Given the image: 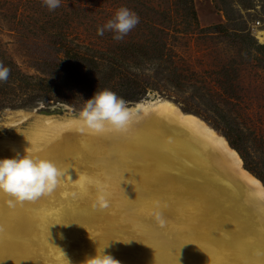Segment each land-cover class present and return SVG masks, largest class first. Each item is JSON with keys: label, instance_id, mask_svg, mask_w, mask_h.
Here are the masks:
<instances>
[{"label": "bare ground", "instance_id": "bare-ground-1", "mask_svg": "<svg viewBox=\"0 0 264 264\" xmlns=\"http://www.w3.org/2000/svg\"><path fill=\"white\" fill-rule=\"evenodd\" d=\"M256 36L264 42V30ZM130 108L124 131L37 116L0 138V159L26 153L65 173L35 202L10 206L0 193V264H87L105 247L120 264H264V186L240 155L170 101ZM100 195L109 208L94 207ZM156 201L163 227L151 215Z\"/></svg>", "mask_w": 264, "mask_h": 264}, {"label": "rangeland", "instance_id": "rangeland-1", "mask_svg": "<svg viewBox=\"0 0 264 264\" xmlns=\"http://www.w3.org/2000/svg\"><path fill=\"white\" fill-rule=\"evenodd\" d=\"M120 7L140 23L122 41L98 35ZM259 30L264 0H61L54 11L42 0H0V62L11 69L0 83V138L37 116L78 117L107 88L129 107L161 99L199 117L264 186ZM17 112L28 116L9 126Z\"/></svg>", "mask_w": 264, "mask_h": 264}, {"label": "clouds", "instance_id": "clouds-1", "mask_svg": "<svg viewBox=\"0 0 264 264\" xmlns=\"http://www.w3.org/2000/svg\"><path fill=\"white\" fill-rule=\"evenodd\" d=\"M42 3L49 11H54L60 7L61 0H42ZM139 23L140 17L136 12L120 7L111 19L97 29V34L103 36L106 31L112 32L114 40L122 41ZM10 74L11 69L0 62V83H6ZM133 116L134 111L128 106V102L107 88L96 91L91 98L85 100L78 112L84 125L80 131L87 128L94 133H103L106 126L114 131H124L132 122ZM64 174L56 162L39 156L25 153L0 159V193L11 198L8 201L10 206L26 201L35 202L42 197L51 196ZM94 207L105 210L110 207V202L104 195H100ZM159 208L160 202L156 201L151 215L163 227L166 220ZM104 249L100 254L88 258L87 264H120L112 255L106 254Z\"/></svg>", "mask_w": 264, "mask_h": 264}, {"label": "water", "instance_id": "water-1", "mask_svg": "<svg viewBox=\"0 0 264 264\" xmlns=\"http://www.w3.org/2000/svg\"><path fill=\"white\" fill-rule=\"evenodd\" d=\"M137 102L130 103V105L136 104ZM261 183V182H260Z\"/></svg>", "mask_w": 264, "mask_h": 264}, {"label": "trees", "instance_id": "trees-1", "mask_svg": "<svg viewBox=\"0 0 264 264\" xmlns=\"http://www.w3.org/2000/svg\"><path fill=\"white\" fill-rule=\"evenodd\" d=\"M193 18H195V14H194V12H193Z\"/></svg>", "mask_w": 264, "mask_h": 264}, {"label": "built area", "instance_id": "built-area-1", "mask_svg": "<svg viewBox=\"0 0 264 264\" xmlns=\"http://www.w3.org/2000/svg\"><path fill=\"white\" fill-rule=\"evenodd\" d=\"M257 24H260V22H257Z\"/></svg>", "mask_w": 264, "mask_h": 264}]
</instances>
